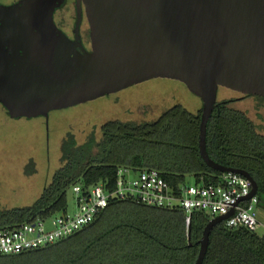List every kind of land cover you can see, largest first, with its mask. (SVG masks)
Masks as SVG:
<instances>
[{
	"label": "water",
	"instance_id": "obj_1",
	"mask_svg": "<svg viewBox=\"0 0 264 264\" xmlns=\"http://www.w3.org/2000/svg\"><path fill=\"white\" fill-rule=\"evenodd\" d=\"M66 0L0 4V103L12 118H49L55 110L163 78L184 83L203 100L200 152L221 173L244 170L214 162L207 125L220 87L264 97V0H76L75 40L54 14ZM82 4L91 50L80 35ZM216 217L204 230L203 264Z\"/></svg>",
	"mask_w": 264,
	"mask_h": 264
},
{
	"label": "trees",
	"instance_id": "obj_2",
	"mask_svg": "<svg viewBox=\"0 0 264 264\" xmlns=\"http://www.w3.org/2000/svg\"><path fill=\"white\" fill-rule=\"evenodd\" d=\"M74 1L66 0L64 9ZM86 44L91 46L89 32ZM246 96L264 101L262 96ZM235 101L217 102L207 125V152L217 164L254 178L258 208L264 212V134L246 112L232 107ZM202 108L203 100L195 113L176 104L153 120H109L100 134L93 129L83 143L67 134L61 143V167L51 182L32 204L0 209V228L66 214L69 191L101 183L113 189L121 168L157 170L175 192L187 185L188 177L196 184L218 185L223 173L209 167L200 152ZM186 219L180 208L115 201L74 235L46 248L0 256V264H196L212 219L203 212H194L189 226ZM203 264H264V237L220 222L211 232Z\"/></svg>",
	"mask_w": 264,
	"mask_h": 264
},
{
	"label": "rangeland",
	"instance_id": "obj_3",
	"mask_svg": "<svg viewBox=\"0 0 264 264\" xmlns=\"http://www.w3.org/2000/svg\"><path fill=\"white\" fill-rule=\"evenodd\" d=\"M18 1L0 0V4L11 5ZM63 12L69 17L75 13L70 6ZM227 99H235L232 107L246 112L264 134V101L220 87L218 101ZM176 104L195 113L201 109L202 100L182 82L158 78L84 104L52 111L48 120L41 117L15 119L9 117L0 104V209L28 206L41 195L61 167V143L67 134H74L77 141L83 143L93 129L100 134L101 126L109 120H153ZM32 161L34 164L28 166ZM35 170L37 172L33 173ZM186 183L196 184L192 177H188ZM68 207L70 212L76 210L73 191L68 192ZM258 219L264 223V212L258 211Z\"/></svg>",
	"mask_w": 264,
	"mask_h": 264
},
{
	"label": "built area",
	"instance_id": "obj_4",
	"mask_svg": "<svg viewBox=\"0 0 264 264\" xmlns=\"http://www.w3.org/2000/svg\"><path fill=\"white\" fill-rule=\"evenodd\" d=\"M251 192V181L241 174L223 173L218 185L187 184L175 192L157 170L121 168L113 189L108 183L87 189L75 186L74 212L0 228V256L56 244L93 223L112 202L128 199L150 207L180 208L187 214V226L194 212L207 213L214 219L233 211L225 221L227 227L245 228L264 237V223L258 219V196L250 198Z\"/></svg>",
	"mask_w": 264,
	"mask_h": 264
},
{
	"label": "flooded vegetation",
	"instance_id": "obj_5",
	"mask_svg": "<svg viewBox=\"0 0 264 264\" xmlns=\"http://www.w3.org/2000/svg\"><path fill=\"white\" fill-rule=\"evenodd\" d=\"M65 6L66 4H64L62 7H60L59 9L55 11L54 21L60 30H62L70 39L75 40L76 38L75 26H76V19H77L76 1H74L71 5V8H73L75 12L74 16L76 17L74 23L72 22V19H71V17H74V16L69 17L67 12L65 13L63 12ZM82 9H83V19H82V23L80 26V35H81L85 48L89 50L91 46L90 45L88 46V44H86V36L88 32L90 33V24L86 16L84 4H82ZM86 25H87V28L84 29Z\"/></svg>",
	"mask_w": 264,
	"mask_h": 264
}]
</instances>
